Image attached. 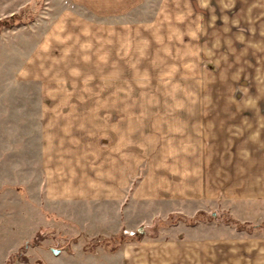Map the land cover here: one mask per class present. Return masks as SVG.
I'll use <instances>...</instances> for the list:
<instances>
[{
    "label": "rangeland",
    "instance_id": "rangeland-1",
    "mask_svg": "<svg viewBox=\"0 0 264 264\" xmlns=\"http://www.w3.org/2000/svg\"><path fill=\"white\" fill-rule=\"evenodd\" d=\"M122 8L112 21L81 0H0V264H170L159 250L172 241L179 256L172 264H192L189 243L225 230L202 224L242 233L239 251L249 248L250 234L264 235L200 201L137 198L153 175L149 164L132 166L123 201L65 195L70 184L58 181L53 153L59 142H75L86 160H106L110 94L138 114L130 126L137 136L155 127L140 116L154 105L150 94L173 93L163 108H193L195 120H208L195 133L197 146L219 142L229 157L252 137L264 152V0H125ZM202 158L195 166L200 192L209 182ZM167 166L186 180L185 163Z\"/></svg>",
    "mask_w": 264,
    "mask_h": 264
},
{
    "label": "crops",
    "instance_id": "crops-1",
    "mask_svg": "<svg viewBox=\"0 0 264 264\" xmlns=\"http://www.w3.org/2000/svg\"><path fill=\"white\" fill-rule=\"evenodd\" d=\"M81 3L91 12L107 14L108 19L113 21L119 16V12L123 13L122 5L125 4V0H81ZM150 95L154 96L150 98L154 100V105L144 108L140 116L149 117L150 121L152 118L155 127L153 132H141L142 134L138 136L130 132V126H133L137 120V117L132 115L138 114H132L131 109L126 108L125 105L114 104L115 96H112L114 99L109 97L111 94L108 96L105 132L107 147L104 153L106 160H94V154L91 155V160H86L88 155L80 153L75 142L58 143L53 153V156L56 154V158L52 156L55 160L51 165L60 170L56 172L58 181H66L70 184L69 192H65V195L75 199L102 197L107 198L108 201H123L131 191L128 187L132 177V166L136 170L138 167L149 164L153 165V173H151L153 175L147 178L144 190L136 194L137 198L154 199L153 201L159 204L170 202L177 205L180 202L195 204L200 201L203 207L212 206L208 207L209 212H222L226 209L232 218L240 223L250 222L254 229L264 230V160L262 158L264 152L259 150V146L255 147L257 144L252 142V137L245 142L242 141L239 150H234L232 154L230 152L229 157L225 153L227 147L219 142L210 141L207 145L197 146L195 133L200 132V129L205 131L204 127L208 122L206 116L200 114L198 117L200 119L195 120L193 108H188L185 112L179 110L177 113L175 110L163 108L161 100H173V93H151ZM183 100L189 105L192 96L186 95ZM138 121L142 122L141 118ZM172 127L186 130L185 133L178 131L175 133L171 132ZM242 134L241 129L240 138L243 140ZM236 138H239L238 132L232 136L230 146ZM224 143L226 145V141ZM236 143L238 144V141ZM204 146L207 152L204 151ZM244 148L247 149L244 151ZM200 155L203 157L202 164L208 165L203 169V177L209 180L207 184H204L201 192L198 187L196 188L195 182V166L198 163L196 157ZM184 158L186 162L182 160ZM164 163L167 165L185 163L183 172L186 180L180 181L177 174L173 175L170 166L162 168L161 165ZM100 165L102 166L99 169L104 170L105 175L100 176L96 172L95 166ZM89 180L93 181L91 185ZM95 181L100 187H95ZM122 185L125 187L123 190L120 189ZM218 225L225 228L224 231L219 232V235L204 236L201 241L198 240L199 242L196 240L194 242L193 239L192 243H189L190 247L186 248L187 260H190L192 264H216V261L220 264H228V262L233 264L241 259H244L245 263L248 261L258 263L260 254L261 259L264 258V235L260 231H255L250 234L249 239L245 240V244L249 246L248 249L244 247L242 251H239L238 246H243L244 242L242 233H238L232 227L222 226L220 223L202 224L204 228ZM227 228L229 230H226ZM222 233H228V235L220 236ZM195 245L201 249L197 251ZM163 246L164 248L159 250L160 255L163 253L160 261L170 264L177 261L179 256H176L175 243L166 242ZM223 252L225 258L221 259L218 255H222ZM240 253L246 257H240L238 255Z\"/></svg>",
    "mask_w": 264,
    "mask_h": 264
}]
</instances>
